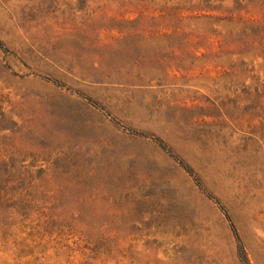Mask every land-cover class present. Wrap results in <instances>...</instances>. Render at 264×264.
<instances>
[{"label": "rangeland", "instance_id": "rangeland-1", "mask_svg": "<svg viewBox=\"0 0 264 264\" xmlns=\"http://www.w3.org/2000/svg\"><path fill=\"white\" fill-rule=\"evenodd\" d=\"M0 264H264V0H0Z\"/></svg>", "mask_w": 264, "mask_h": 264}]
</instances>
